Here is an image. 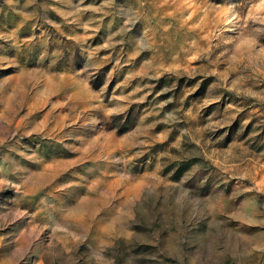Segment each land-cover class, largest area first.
<instances>
[{"label": "rangeland", "instance_id": "1", "mask_svg": "<svg viewBox=\"0 0 264 264\" xmlns=\"http://www.w3.org/2000/svg\"><path fill=\"white\" fill-rule=\"evenodd\" d=\"M0 264H264V0H0Z\"/></svg>", "mask_w": 264, "mask_h": 264}]
</instances>
